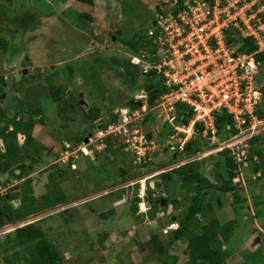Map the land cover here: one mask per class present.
<instances>
[{
    "label": "rangeland",
    "instance_id": "1",
    "mask_svg": "<svg viewBox=\"0 0 264 264\" xmlns=\"http://www.w3.org/2000/svg\"><path fill=\"white\" fill-rule=\"evenodd\" d=\"M177 1L94 0L92 6H84L76 0H0V5L5 6L11 15L28 12L40 17L36 29L27 28L22 31L18 27L23 21L13 24L14 22L7 20L3 15L4 8L0 9V40L5 41L8 47L7 52L0 50V75L4 78L2 85L5 90L3 97H0V107L9 117L15 115L26 120L28 114L33 112L28 104H38L41 110L32 115L35 121L32 136L36 143L43 147L38 156L40 161L27 162L31 166L30 173L22 179H15L10 174L0 175V192L5 194L2 196L4 204L8 201L10 189H16L13 191L16 195L30 189L37 200L36 204L42 207L40 213L31 214L15 225L7 224L10 236L14 237L16 227L24 224L40 228L60 249L64 264H160L153 259L146 261L144 258L149 255L144 257L140 252L141 246L147 245L152 235H159L161 242L168 244L173 235H164L163 230H167L169 224L179 219L181 206H187L189 200V194L182 188L184 185L181 184L177 169H173L174 163L180 164L177 161L180 156L171 155L170 146L163 148L165 146H159L157 143L159 127L165 130L166 112L155 111L153 118L147 122V129L154 131L153 139L147 133H141L148 142L152 141L155 145V149L147 151L144 159L139 160L134 147H124V142L130 140L133 132H130V135H112L111 138L103 139V142L90 144L89 150H94L91 156L79 152L81 144L78 145V141L84 138L82 141L85 144V138L94 136V130L112 121L120 108L128 107L132 98L146 104L147 93L130 92L116 73V66L110 62V58L129 60L135 57L134 53L126 49V42L136 36L140 29L150 30L155 35L157 28L153 23L159 13L158 8L169 15L170 8ZM234 1L231 0L232 3ZM252 1L244 0L239 7L248 10ZM255 4L252 11H244L245 18L248 19V15H254L258 10H264V0H257ZM81 13L90 17L78 20L77 15ZM256 17L262 22L261 13H257ZM149 32L147 36L150 35ZM115 36V41L111 42L110 38ZM117 37L120 38L119 41ZM155 42L161 46L159 49L165 50L159 39ZM11 46L20 48L16 55H10ZM87 47L89 50H86ZM149 55L147 52L144 56ZM94 59L99 61L95 62ZM99 62H102V65H99ZM147 68L144 67V72ZM146 78L142 74L129 86L134 89L140 84H145ZM51 84L61 89L63 96L60 104L51 99ZM261 85L264 87V68L253 83V88ZM19 103L22 108L20 111L18 109L16 114ZM262 108L264 109V97ZM116 119H119L118 116ZM144 130L143 125L142 131ZM255 138L260 140L255 148H264V131ZM110 142L116 144L115 148H121V152L112 154L105 151L104 143ZM24 143L25 137L18 135V144ZM66 143L74 146V149L69 147L66 150ZM128 145L132 144L129 142ZM122 148H125V151ZM176 156L177 159L174 160ZM203 160L202 174L210 182H214L213 168L216 161L209 157ZM130 162L137 165L134 174L138 170V175L134 176L132 181L142 178L146 173L153 176L147 181L145 195L151 192L155 197L166 198L172 204L169 207L167 205L168 208L160 213L161 216L152 217L149 214L147 217H140L141 215L131 214L130 199L133 187L96 198L97 195L106 193L103 191L105 189H111L107 190L109 193L121 187L122 184L119 185L118 181L122 175L121 168ZM147 164H150L148 169L145 168ZM245 164L248 166L247 162ZM161 172L172 175L155 179ZM27 180H31L32 184L24 188L22 185ZM235 181H241L246 188L241 196L246 199L248 211H241L239 206L232 205L233 196L230 194L210 192L214 194V198L209 200L217 212L213 215L222 223L227 220L235 222L233 237L229 245L224 247L233 253L228 264H239V254L248 253L250 249L252 253L264 252V233L258 231L264 228V201H261L258 208L252 195H249L248 188L249 183H255L256 180L243 174ZM152 183L156 185V191L149 188ZM257 190L258 188L254 194H257ZM19 197L10 203L12 208L21 207ZM218 200L222 202L220 211ZM140 207L141 205L139 211ZM112 210H115L112 217H101ZM258 213L259 217L255 218ZM212 217H202L204 219L201 221L207 223ZM7 236L5 234L0 237V264H17L13 253L18 248H7ZM253 241L255 243H252L250 248L248 244ZM185 245L184 241H175L167 249V253L177 256L180 264H185L188 259ZM254 258L253 256L248 261Z\"/></svg>",
    "mask_w": 264,
    "mask_h": 264
},
{
    "label": "trees",
    "instance_id": "2",
    "mask_svg": "<svg viewBox=\"0 0 264 264\" xmlns=\"http://www.w3.org/2000/svg\"><path fill=\"white\" fill-rule=\"evenodd\" d=\"M6 1L13 2L14 0ZM185 1L186 0H178V2H175V5L170 8V11L174 16H176V14L183 9ZM76 2H79L84 6H92L94 4V0H76ZM1 8H4L3 15L6 17V19L14 22L13 24H20L18 22L23 21L21 22V27L19 26L18 29H21L22 31H26L27 28L36 29L35 26L38 24L40 17L28 12H25L22 15H11L7 12V8L5 6L3 7L0 5V9ZM158 12L159 13L157 16L166 14L163 12V9L158 8ZM77 17L78 20H82L83 18L90 16L88 14L81 13L77 15ZM157 20L158 19L156 18L153 23L154 27L157 25ZM140 22H142L141 19ZM29 26L31 28H29ZM160 29L161 28L157 27V31L152 37L147 36L150 30L140 29L136 36L126 42V49L130 50L129 52L134 53L136 57H141L144 59L149 58V61L154 62L155 55L159 51V46L155 40L160 38ZM119 39L120 38L117 37V41H119ZM223 39L229 48L235 50V54L245 52L254 53L258 50L257 41L254 38H242L238 30L235 28L229 27L225 29L223 31ZM110 41L114 42L113 38H110ZM19 49L20 48L15 49V47L11 46L10 55H16ZM0 50L7 52L8 47L5 41L0 40ZM86 50H89L88 47ZM147 52L150 55L144 56ZM257 59L262 63L260 68L261 73L264 68V52L260 53L257 56ZM94 60L95 62L99 61L98 59ZM110 62L116 66V73L120 75L123 82L128 86L130 92L144 91L147 93L146 102L149 109L155 108L160 102L161 97L168 91L167 88L162 84V78L159 76L156 70L148 69L144 72V67H142V65H134L132 63V59L126 60L112 57L110 58ZM99 65H102V62H99ZM142 74L147 77L146 83L140 84L138 86L136 85L137 87L134 89L131 88L129 84L135 83L137 77L141 76ZM3 83L4 78L2 75H0V97H3L5 93L4 87L2 85ZM49 87L52 101L60 104L63 96L60 92V87L54 84H51ZM262 92L264 94V87H262ZM20 104L21 103H19V106H17L18 108H16V114L22 108ZM141 104V101H137L136 99L132 98L128 103V106L131 109H135ZM28 106L32 108L33 112L28 114L29 117L26 120L23 118H18L15 115L13 117H9V115L4 113L3 109L0 107V175L10 174L11 177L15 179H22L30 173L31 166L28 164L40 161L38 156L40 155L43 147L36 143L32 136L33 127L35 124L32 115L37 110L40 112L41 108L38 107V104H28ZM258 114L261 118H264V109L259 110ZM191 116L192 115L188 106L183 104L176 105L174 112H172L170 115V119L165 124V130L162 129L160 133H158V142L163 143L165 142L167 136L170 137L173 135L174 127L179 125H187ZM113 118V121L117 120L116 116ZM147 122L148 120L146 119L143 123L145 127L144 133H147V135L153 139L154 131L153 129H147ZM216 123L219 136L222 139L228 136V134H235L233 129L229 133L226 132V127L232 123V119L231 116L227 115V113L224 111L217 114ZM18 135H23L25 137V143L23 145L18 144ZM259 141L260 140L256 138L252 140L251 148L245 151L247 159L241 164L236 163L229 151L218 152L205 157H209V159L216 161L213 168L214 182H210L202 174L201 169L203 168V159L205 158L189 162L187 165L179 168L176 171L180 176L181 184L184 185L182 188L186 189L187 194H189L188 204L187 206H182L184 209L181 211V215L179 216L180 218L178 219L179 228L175 232H172L173 239L170 240L168 244H163L159 235H152L148 244L141 246L140 252L144 255V257H146L145 255H149L147 258H144L146 261L147 259H153L160 264H180L179 258L177 256L169 255L167 253V249L171 247L175 241L181 240L186 242L185 253L188 255V259L186 260L185 264H228L227 262L233 256V253L229 248L227 250V248L224 249V247L229 245L228 243L233 237L234 229L236 228L235 222L233 220H227L222 223L219 218H217V216L213 215L216 210L209 200L214 198V194L210 192H217L222 195L230 194L233 196L232 205L239 206L241 211L242 209H246L248 211L249 209L247 208L249 206L245 205L246 199L241 196L243 192L246 191V188L243 187L241 181H235L236 178L240 179L243 174H246V176L248 175L251 178L253 177V179L256 180L257 183L259 182L258 184H260V186L257 187L258 185L254 181L255 185L253 182H251L249 183L248 187L250 189L249 195H252L256 203L255 205H257L258 208L260 207L261 201H264L260 193L261 188L264 186V148H255V145ZM79 142L80 140L78 143ZM115 145L116 144H112L111 142L108 143L105 151H108L112 154L118 153L119 151L121 152V148H115ZM208 147L209 146L203 142L201 136L199 135L195 140L189 142L185 146L183 158H186L185 156L194 157L199 152ZM122 149L125 151V148ZM245 162L248 163V166H246ZM149 165L150 164H148L145 168L148 169L150 167ZM136 166L137 165L135 163L130 162V164H126L125 167H122V175L118 178L119 183L129 181V179L132 180L134 176L138 175V170H136V174H134ZM18 170L21 172L20 174L16 173ZM169 175H172V173L162 174V178L168 177ZM53 176L55 178L57 177L55 175ZM31 184L32 181L27 180L22 186L26 188L31 186ZM256 188H258L257 194H254L256 193ZM15 190L16 189H13L11 191ZM18 197L21 199V207L17 209L12 208L10 203L17 200ZM62 198V200L65 201L64 197ZM147 200L153 205V213L151 214L152 217H156L159 211V206L154 204V199L151 193L148 194ZM217 202H219L218 210L220 211L222 209V202L221 200H218ZM36 203L37 200L33 191L31 192L30 189L28 192L25 191L24 193L22 192L21 194L17 195L13 194V192H10L8 203L2 205L0 201V228L7 224H13L21 221L31 214L42 212V207ZM46 204L47 206L49 205L48 200ZM113 211L115 213V210H112L111 212L102 214L101 217L106 219L114 214ZM137 211V204H133L131 207L132 214L135 215ZM201 216L213 217L209 222L204 223L201 221V219H204ZM258 217L259 213L255 216V218ZM258 231L263 234L264 228L258 229ZM6 239L7 240H5V244L7 248H18L13 253V257H16L17 264H64L62 262L60 249L50 239H48L46 233L43 230L34 225H28L23 228H19L15 231L14 237L8 235ZM252 243L254 244L255 242H249L248 246L250 247ZM241 254H239L241 257V262L239 264H264V252L263 254L257 252L252 253L250 249L248 253L243 252V254ZM255 254H258V256ZM253 256L255 258L248 261V259L252 258Z\"/></svg>",
    "mask_w": 264,
    "mask_h": 264
},
{
    "label": "built area",
    "instance_id": "3",
    "mask_svg": "<svg viewBox=\"0 0 264 264\" xmlns=\"http://www.w3.org/2000/svg\"><path fill=\"white\" fill-rule=\"evenodd\" d=\"M242 1L186 0L176 16L158 15L157 26L164 33L161 45L165 50H160L163 54L157 66L146 67L157 69L168 91L155 109L166 112L168 118L176 105L183 104L192 115L189 125L176 127L165 144L172 154L183 155L186 144L201 133L210 146L187 161L229 150L236 163L241 164L247 159L248 141L264 131V119L258 115L262 93L259 87L253 88L261 65L257 56L264 52V10L248 15L247 19L244 11H252L257 0L251 2L248 10L239 7ZM257 13H261L262 22ZM229 27L237 29L242 38H254L258 50L235 54L223 39V31ZM223 111L232 119L226 132L233 129L235 134L221 140L216 116ZM148 112L146 106L133 112L123 111L119 122L98 130L90 142L133 132L127 142L139 157H144L147 151L155 149L153 142H148L138 130ZM130 127L134 130L129 131Z\"/></svg>",
    "mask_w": 264,
    "mask_h": 264
},
{
    "label": "clouds",
    "instance_id": "4",
    "mask_svg": "<svg viewBox=\"0 0 264 264\" xmlns=\"http://www.w3.org/2000/svg\"><path fill=\"white\" fill-rule=\"evenodd\" d=\"M178 2V1H177ZM164 15V14H163ZM156 18L158 19V16H156ZM157 23V22H156ZM158 26L156 25V28H157ZM160 31V38H159V43H160V45H161V43L163 42V38H164V33H163V31L160 29L159 30ZM149 37H152L153 36V32H149ZM116 37V36H115ZM114 41V40H113ZM157 43V42H156ZM161 47V46H160ZM159 47V48H160ZM160 50L161 49H159V51L157 52V54L155 55V59H154V62H151V61H149V60H147V59H144V58H141V57H133L132 58V63L134 64V65H142V67H145L146 68V66H148V65H151V66H157L158 64H159V62L160 61H158V59H160V57H161V54H163V52H160ZM263 53V52H262ZM138 60V61H137ZM261 66H262V63H261V65H260V68H261ZM260 68H259V72H258V74L256 75V78H255V81L257 80V77L259 76V74H260ZM148 70V69H147ZM151 70H156L157 71V69H155V68H151ZM157 73H158V71H157ZM159 74V73H158ZM159 76L162 78V76H161V74H159ZM162 84H163V78H162ZM262 85L259 87V89H260V91H261V93H262V100H261V103L259 104V106H258V112H259V110H261V109H263L262 108V101H263V97H264V94H263V92H262ZM81 101V100H80ZM83 104V103H82ZM142 106H146L147 108H148V105H147V102H146V104H141L139 107H137V108H135V109H131L129 106L127 107H125V108H120L119 109V113H117V114H115V116H118V120H116V121H111V122H108V123H106L104 126H101V127H98V129H96V130H94V132H95V134L98 132V130H100V129H104V128H106L108 125H110V124H112V123H116V122H119L120 121V119H121V116H122V114H123V111H130V112H133V111H135V110H137V109H140ZM157 107V106H156ZM155 107V108H156ZM155 108H153V109H149L148 108V114L146 115V118L143 120V122L139 125V127H138V130L140 131V133H144V131H142V126H143V123L145 122V120L147 119V120H150L151 118H153L152 116L153 115H155V111H159L158 109H155ZM171 115V114H170ZM259 115V114H258ZM165 118H166V120L168 121L169 119H170V116L167 118V116L165 115L164 116ZM191 118H192V116H191ZM191 118H190V120H189V123H190V121H191ZM259 118H261L260 116H259ZM261 119H264V118H261ZM166 121V122H167ZM189 123L187 124V125H189ZM187 125H179V126H187ZM179 126H176V127H179ZM176 127H174V133L176 132L175 131V128ZM132 130H134V128H132V127H130L129 128V131H132ZM159 130L161 131L162 130V127H159ZM160 131L158 132V133H160ZM263 132V131H262ZM229 133V132H228ZM201 136V134H197L191 141H189V142H192L193 140H195L198 136ZM95 136V135H94ZM94 136H90V137H88V138H85V140H87L86 142H85V144H83V139L82 140H80V142L78 143V145L79 144H81V146L79 147V152L81 153V154H84V153H86L87 155H89V156H91L92 154H93V152H94V150L93 151H91V150H89L90 149V144L92 145V143L90 142V139H92ZM117 136H119V135H117ZM172 136V135H171ZM257 136V135H256ZM255 136V137H256ZM113 137H115V136H113ZM220 137V136H219ZM227 137V136H226ZM226 137H224V138H226ZM255 137H253L250 141H248V143H247V149H249V148H251V144H250V142L255 138ZM108 138H111V136H109V137H106V138H104V139H108ZM170 137L169 136H167L166 137V139H165V142H163V143H160V142H158V140H157V143L159 144V146H165V147H163V148H166V141L169 139ZM224 138L222 139L221 137H220V139L221 140H224ZM157 139H158V137H157ZM201 139L203 140V142H205L208 146H209V144H208V142L205 140V139H203V137H201ZM97 142H103V140H100V141H97ZM150 142H152V141H150ZM188 142V143H189ZM128 143L129 142H124V144H125V147L127 146V147H131V146H129L128 145ZM187 143V144H188ZM186 144V145H187ZM64 146H65V149L67 150L69 147H71V150H73L74 148V146H71V145H69V144H64ZM106 147H107V144L106 143H104V150L106 149ZM210 147V146H209ZM97 148V146L94 148V149H96ZM131 149V148H130ZM246 149V150H247ZM65 150V151H66ZM209 150V149H208ZM207 150H203V151H201V152H199L198 154H202V153H204V152H206ZM224 151H229V150H224ZM171 152V151H170ZM223 152V151H222ZM230 152V151H229ZM67 153H68V151L66 152V154L65 155H67ZM147 153V152H146ZM218 153V152H217ZM197 154V155H198ZM171 155H173L172 153H171ZM196 155V156H197ZM231 155V154H230ZM177 156H180L179 158H178V162H180V164L179 165H176V163H174V166H173V169H179V168H181V167H183V166H185L187 163H189V162H186L188 159H190V158H183V155H177ZM177 156L176 157H174V160H176L177 159ZM247 156V155H246ZM195 157V156H194ZM76 158H77V156H76ZM141 158H143L144 159V157H139V160L141 159ZM192 158V157H191ZM201 160V159H200ZM147 162V161H146ZM181 162H186L185 164H181ZM148 165V164H147ZM146 165V166H147ZM73 167H75V166H73ZM69 168V167H68ZM72 168V167H71ZM68 170V169H67ZM19 171V170H18ZM162 173H164V172H161V173H159V176L157 177V178H155V179H160V178H162ZM161 174V175H160ZM158 175V174H157ZM151 177H153V176H148L147 175V173H146V175H144L142 178H137V179H135L134 181H132V180H129V181H126V182H121V183H119V185H124V186H122L121 185V187L120 188H118V189H115V190H112V191H110L109 193H108V191L107 190H111V189H105V190H103L104 192H106V193H102V194H100V195H97V197L96 198H98V197H102V196H107L108 194H112V193H114V191H117V190H123V189H129V188H131V187H133V191H132V194H131V199H130V203H131V207H132V205L133 204H137V206H138V209H139V205H141V210L139 211H137V213L135 214V215H138V216H140V217H147V216H149V214H152L153 213V205L152 204H150L149 202H148V194L149 193H151V192H148V194H146L145 195V193H144V190H145V187H146V185H147V181L151 178ZM14 182V181H13ZM12 185H15L14 183H12ZM16 187V186H15ZM116 188V187H115ZM149 188L151 189V188H154L152 191H156V185L154 184V183H152V186H150L149 185ZM13 190V189H12ZM10 192H11V189L9 190V193H8V195L10 196ZM13 192V191H12ZM121 194L123 193V191L122 192H120ZM260 193H261V190H260ZM120 194V195H121ZM5 194H3V193H1L0 192V201H1V203H2V205H4V203L2 202V200L1 199H3L4 197H2V196H4ZM9 196H8V201H7V203L9 202ZM152 197H153V199H154V204H156V205H158L159 206V211H158V213H157V216H161V214L160 213H162L163 212V210L164 209H167L170 205H172L171 203H169L168 201H167V199L166 198H162V197H155V195L154 194H152ZM5 199H7V196H6V198ZM162 200H164V202H165V205H162L163 203H162ZM13 202V201H12ZM175 202V201H174ZM174 202H173V204H174ZM167 205H168V207H167ZM166 206V207H165ZM183 206V205H182ZM181 206V209H184V207H182ZM180 208V207H179ZM131 209V208H130ZM131 214H132V212H131ZM112 217V216H111ZM110 218V217H109ZM180 218V217H179ZM176 219V218H175ZM17 223V222H16ZM9 225H11V224H9ZM12 225H15V223H13ZM28 225H32V224H24V225H21V226H18V227H16V230L17 229H19V228H23V227H25V226H28ZM178 228H179V222H178V220H176V222L174 221L173 223H171V224H169L168 226H167V230H163V234L164 235H168V234H172V232H175L176 230H178ZM15 230V231H16ZM8 230H7V228H6V225L5 226H3L2 228H0V237H2V236H5V234L6 235H9V233L10 232H7Z\"/></svg>",
    "mask_w": 264,
    "mask_h": 264
},
{
    "label": "water",
    "instance_id": "5",
    "mask_svg": "<svg viewBox=\"0 0 264 264\" xmlns=\"http://www.w3.org/2000/svg\"><path fill=\"white\" fill-rule=\"evenodd\" d=\"M115 39H116V37H113V40H114V41H115ZM25 71H26V70H25ZM25 71H24V74L26 73ZM81 103H84V101L81 100ZM86 141H87V140H85V142H86ZM16 173H17V174H20V171H17ZM261 197L264 199V187L262 188V191H261ZM162 203H163L162 205H165L164 200H162Z\"/></svg>",
    "mask_w": 264,
    "mask_h": 264
},
{
    "label": "flooded vegetation",
    "instance_id": "6",
    "mask_svg": "<svg viewBox=\"0 0 264 264\" xmlns=\"http://www.w3.org/2000/svg\"><path fill=\"white\" fill-rule=\"evenodd\" d=\"M258 183H259V182H258ZM258 183H257V185H258V186L256 185L257 187H259V186H260V184H258ZM254 185H255V183H254ZM263 187H264V186H263ZM263 187H262V188H263ZM262 188H261V191H262ZM182 210H183V209H182ZM182 210H181V211H182Z\"/></svg>",
    "mask_w": 264,
    "mask_h": 264
},
{
    "label": "bare ground",
    "instance_id": "7",
    "mask_svg": "<svg viewBox=\"0 0 264 264\" xmlns=\"http://www.w3.org/2000/svg\"><path fill=\"white\" fill-rule=\"evenodd\" d=\"M171 6V5H170ZM101 147V146H100Z\"/></svg>",
    "mask_w": 264,
    "mask_h": 264
}]
</instances>
